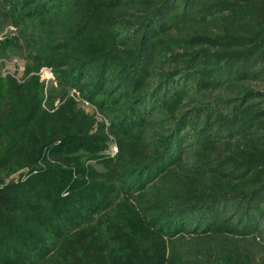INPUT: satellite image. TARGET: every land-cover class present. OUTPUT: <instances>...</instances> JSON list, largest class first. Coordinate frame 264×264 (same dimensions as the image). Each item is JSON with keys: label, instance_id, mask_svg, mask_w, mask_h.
Returning <instances> with one entry per match:
<instances>
[{"label": "rangeland", "instance_id": "rangeland-1", "mask_svg": "<svg viewBox=\"0 0 264 264\" xmlns=\"http://www.w3.org/2000/svg\"><path fill=\"white\" fill-rule=\"evenodd\" d=\"M251 4L0 0V264H264V61L165 39Z\"/></svg>", "mask_w": 264, "mask_h": 264}, {"label": "trees", "instance_id": "trees-1", "mask_svg": "<svg viewBox=\"0 0 264 264\" xmlns=\"http://www.w3.org/2000/svg\"><path fill=\"white\" fill-rule=\"evenodd\" d=\"M233 1L234 0H223L225 3H232ZM249 1L250 4L252 3V8L250 7L247 11L241 13H221L220 15L212 17L211 21H208L205 18L207 15L203 11L201 12L196 9V5L186 8L182 17L179 18V16H177L174 20L171 19V17L169 18L172 33L165 34V39L171 43H176L177 41L187 43L191 38L196 37L197 35L210 33L213 28L218 29L227 38H230L228 53L231 54V57L230 60H228V63H226L230 68L223 71V74L226 76L222 78L224 79L226 77L225 79L230 81L232 72L236 66L241 67V65L245 63L249 65L251 62L264 61V0ZM166 6L170 7L171 5L167 4ZM163 7L164 6L160 4L158 8L160 10ZM174 11L175 9L169 14H172ZM193 15H197L198 17H194ZM244 51H246L245 63L244 60H242L244 55L241 53ZM218 66L219 65L216 64L215 68H218ZM237 70L238 73H240L238 77L248 76L249 73L255 74L254 69L249 71L246 75L241 73V68L238 67ZM234 78L236 79L237 76L235 75ZM240 91L246 93L244 89H240ZM4 190L6 189L0 190V207H8L11 203L10 198ZM215 231L218 232L219 229H215ZM87 238V231L78 232L77 236L72 241H69L62 246L64 253L68 254V251H72L75 246L85 249L87 247ZM96 254L92 256L86 254L87 256H85L90 258L89 261L85 262L82 258L75 257V259L67 264H101L104 260L100 259Z\"/></svg>", "mask_w": 264, "mask_h": 264}]
</instances>
